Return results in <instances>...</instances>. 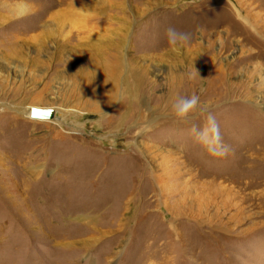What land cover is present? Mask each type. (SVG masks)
Instances as JSON below:
<instances>
[{"label": "rangeland", "instance_id": "1", "mask_svg": "<svg viewBox=\"0 0 264 264\" xmlns=\"http://www.w3.org/2000/svg\"><path fill=\"white\" fill-rule=\"evenodd\" d=\"M193 94L204 114L178 120ZM207 112L226 154L194 139ZM0 264H264V0H0Z\"/></svg>", "mask_w": 264, "mask_h": 264}, {"label": "bare ground", "instance_id": "2", "mask_svg": "<svg viewBox=\"0 0 264 264\" xmlns=\"http://www.w3.org/2000/svg\"><path fill=\"white\" fill-rule=\"evenodd\" d=\"M50 5H52V2L50 3ZM50 5H49V8H50ZM25 6L27 7V5H25V3H18L15 6H12L11 10L14 11L16 14L20 13V12H25V11H27ZM47 11H49V10H47ZM52 12H54V11H52ZM56 16H57V13H56ZM46 18H49V20L53 19L52 21L55 20V23H57L56 24V29L60 30L61 34H63V32L65 31L67 26L78 27V28L80 27L81 29L85 30L87 28V25H88L89 21H90L89 20L90 18L87 19V17H39V19H37V20L35 19V20L38 23L39 21L44 20ZM33 26L35 27L34 30L38 29V27H36L35 23L33 24ZM53 28H54V26H53ZM50 30H44V31H41L38 34L32 36V37H34L33 39H35V41H38V46L41 47V46H44V44H46L47 39L53 34V32H51ZM36 31H38V30H36ZM79 33L81 34V32H79ZM70 40L71 39H69V42H70ZM79 43H80V39H79V42L76 43V45L79 46ZM110 46H112L111 39H110V41L106 40L104 42V44L93 43V53L99 59L96 58V61L93 63V65L91 67V70L93 71V76L95 77V80L93 82L94 89H95V94L94 95H96L95 100L98 101L99 103L105 102V101L111 99L113 96H115V93H116L114 84H110V85L106 84L103 81H101V79L104 77V75L106 73H110V75L112 77L113 76L117 77L118 73H120V69H121L120 61L118 59V57L121 56V55L113 54L112 51L108 54ZM80 58L81 57H79V60H81ZM107 59H108L110 64H109V70L106 71V69L103 68V64L107 63L106 62ZM70 62H71L70 63L71 65L72 64L74 65L75 58L70 59ZM76 63H79V62L76 61ZM101 63H103V64L101 65ZM105 84H106V86H105ZM94 95L91 98H94ZM103 110L104 109H102L101 111H103ZM29 112H30V115L32 117H38L39 118V117H42L44 115V113L40 109H36L35 107L34 108H30ZM48 115L49 114L47 113V117H48Z\"/></svg>", "mask_w": 264, "mask_h": 264}, {"label": "clouds", "instance_id": "3", "mask_svg": "<svg viewBox=\"0 0 264 264\" xmlns=\"http://www.w3.org/2000/svg\"><path fill=\"white\" fill-rule=\"evenodd\" d=\"M165 37L173 53H181L192 41V34L181 31L173 26L165 30ZM195 74H199L195 68ZM193 73L189 74L192 78ZM172 110L175 117L183 122L204 114L200 97L196 94L191 96H177L172 103ZM192 132L197 142L205 144L210 151L220 149L221 154H226L227 146L222 144L219 132V124L211 112H207L202 126L193 125Z\"/></svg>", "mask_w": 264, "mask_h": 264}, {"label": "snow or ice", "instance_id": "4", "mask_svg": "<svg viewBox=\"0 0 264 264\" xmlns=\"http://www.w3.org/2000/svg\"><path fill=\"white\" fill-rule=\"evenodd\" d=\"M35 111V110H34Z\"/></svg>", "mask_w": 264, "mask_h": 264}]
</instances>
